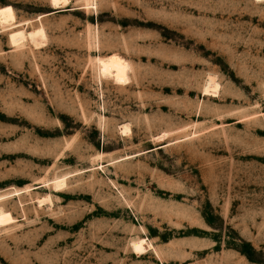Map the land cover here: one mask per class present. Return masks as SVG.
Instances as JSON below:
<instances>
[{"label": "rangeland", "instance_id": "374dc122", "mask_svg": "<svg viewBox=\"0 0 264 264\" xmlns=\"http://www.w3.org/2000/svg\"><path fill=\"white\" fill-rule=\"evenodd\" d=\"M59 1L0 0V264H264V0Z\"/></svg>", "mask_w": 264, "mask_h": 264}, {"label": "bare ground", "instance_id": "6f19581e", "mask_svg": "<svg viewBox=\"0 0 264 264\" xmlns=\"http://www.w3.org/2000/svg\"><path fill=\"white\" fill-rule=\"evenodd\" d=\"M55 1V3H57L59 0H54ZM64 2H66L67 0H63ZM60 2V1H59ZM61 4H62V2H61ZM64 4V3H63ZM57 5H58V3H57ZM100 64H101V68L102 69H105V70H111V69H113V67H114V63L113 62H111V61H106V60H100ZM212 82V81H211ZM215 84V83H214ZM213 84V85H214ZM214 87V86H213ZM207 88H209V87H207ZM216 88V87H215ZM209 89H211V88H209ZM209 89H208V91H209ZM212 89H214V88H212ZM215 90H217V89H215ZM207 92V91H206ZM211 92H213V91H211ZM128 130V129H127ZM126 131V130H125ZM41 203V202H40Z\"/></svg>", "mask_w": 264, "mask_h": 264}]
</instances>
